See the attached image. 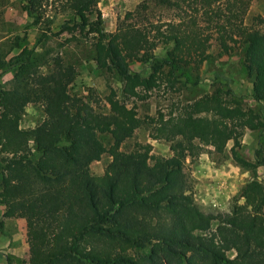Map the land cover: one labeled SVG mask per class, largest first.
Segmentation results:
<instances>
[{"label": "trees", "instance_id": "obj_1", "mask_svg": "<svg viewBox=\"0 0 264 264\" xmlns=\"http://www.w3.org/2000/svg\"><path fill=\"white\" fill-rule=\"evenodd\" d=\"M96 2L20 0L39 40L64 32L88 38L98 67L120 78L123 96L111 87L106 112L68 97L75 70L60 53L38 55L16 34L0 55V72H12L0 87V204L2 217L25 221L28 264H264V180L245 181L228 210L205 212L185 170L188 155L203 145L222 151L228 140L232 157L253 165L236 147L244 129L264 132V116L227 84L202 92L178 72L209 59L211 47L217 56L240 49L250 96L264 102V17L246 22V0H158L170 17L152 19L140 3L106 31ZM57 14L65 16L53 30ZM159 45L161 55L154 52ZM134 61L146 71L133 70ZM180 87L189 96L176 109L138 114L136 101L152 90ZM28 102H40L44 117L24 128ZM143 123L152 138L168 142L170 155L151 153L147 142L120 148ZM101 133L110 135L108 146ZM105 152L104 171L92 174L90 163ZM255 162L264 167V140Z\"/></svg>", "mask_w": 264, "mask_h": 264}, {"label": "rangeland", "instance_id": "obj_2", "mask_svg": "<svg viewBox=\"0 0 264 264\" xmlns=\"http://www.w3.org/2000/svg\"><path fill=\"white\" fill-rule=\"evenodd\" d=\"M158 0H97L95 11L100 12L102 27L106 31H113L126 11L133 9L140 3L148 5L146 12L152 19L167 18L173 14L172 9H166ZM247 13L245 21L250 22L254 14L264 17V0H246ZM95 13L93 14V16ZM64 14H57L51 24L56 30L63 20ZM18 34L22 36L21 45L34 47L38 55L46 57L60 53L65 63L74 67V79L65 88V93L72 100L106 112L108 104L105 95L111 87L115 88L122 97V81L112 71L98 67L94 59L93 47L85 37L71 38L68 33L47 35L39 40L40 28L30 23V19L21 8L20 0H0V55L10 45V38ZM165 46L159 45L154 52L163 54ZM20 48L15 47L9 55L15 54ZM211 57L198 67H181L179 73L182 80L191 84L196 82L197 89L206 92L212 90L219 82L227 84L235 96L245 104L258 109L264 116V102H258L250 96L251 85L240 63V49L217 56L215 48L211 47ZM6 56L5 66H9ZM44 60V59H43ZM133 70L146 71L144 63L131 62ZM9 68V67H8ZM12 78L9 69L0 72V87L8 86ZM179 91L152 90L150 95L136 101V109L142 118L156 115L158 112L168 113L177 108L179 99L189 96L186 87ZM128 102L131 98L126 99ZM43 109L40 102H28L24 106L21 117V127L27 128L42 120ZM100 139L108 146L111 137L101 133ZM264 140V132L244 129L240 144L236 147L239 157L253 163L243 165L232 157L230 148L232 140H228L222 151H216L211 145H203L200 153L187 156L185 170L193 180V197L197 205L205 212L226 211L230 207L231 198L236 195L241 185L251 177L264 180V167L255 162V149L259 140ZM136 142L151 144L150 152L168 156L171 154L168 142L150 136V126L143 123L133 135L122 142V150H131ZM110 155L105 152L98 160L90 163L92 174L98 175L104 171ZM242 199H239L241 201ZM0 207L2 205L0 204ZM0 264H28V245L26 240L25 221L21 217L0 216Z\"/></svg>", "mask_w": 264, "mask_h": 264}, {"label": "crops", "instance_id": "obj_3", "mask_svg": "<svg viewBox=\"0 0 264 264\" xmlns=\"http://www.w3.org/2000/svg\"><path fill=\"white\" fill-rule=\"evenodd\" d=\"M2 212H3V208L0 207V216H2Z\"/></svg>", "mask_w": 264, "mask_h": 264}]
</instances>
